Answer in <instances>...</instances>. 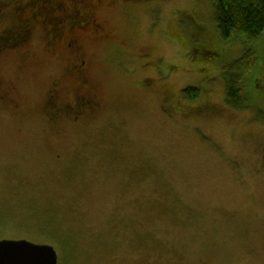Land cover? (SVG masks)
Listing matches in <instances>:
<instances>
[{"label": "rangeland", "instance_id": "obj_1", "mask_svg": "<svg viewBox=\"0 0 264 264\" xmlns=\"http://www.w3.org/2000/svg\"><path fill=\"white\" fill-rule=\"evenodd\" d=\"M105 8L106 37L81 34L101 99L89 117L41 112L70 59L59 44L49 52L41 25L23 62L0 55L19 103L0 104V239L51 244L58 264L75 263L73 240L85 264H264V34L223 43L211 0ZM229 74L241 75L243 108L224 100ZM62 85L71 96L73 79ZM202 102L217 111L192 110ZM34 202L53 213L38 216L45 231ZM58 221L70 249L54 240Z\"/></svg>", "mask_w": 264, "mask_h": 264}, {"label": "flooded vegetation", "instance_id": "obj_2", "mask_svg": "<svg viewBox=\"0 0 264 264\" xmlns=\"http://www.w3.org/2000/svg\"><path fill=\"white\" fill-rule=\"evenodd\" d=\"M15 1V0H14ZM23 2L24 0H17ZM40 1V0H37ZM54 1V0H52ZM134 0H62L55 2L58 7L62 5L64 13L68 15L62 18L59 24V34L57 40L45 45L49 52L55 51L59 44L70 56L68 62L62 67L61 74L54 78L47 87L41 100L40 110L47 114L52 120L62 117L72 116V120L76 121L82 116L89 117L95 111L101 108V99L97 96L95 88L92 85V79L89 75V67L86 60V52L81 44V34L89 32L93 37H106L108 31L100 20H97V15L106 9V6L121 3L122 5L132 3ZM60 3V4H59ZM13 2L9 0L7 6L0 7V42L11 23L10 9ZM18 28V32L24 30V35L31 33L33 26ZM40 25V24H39ZM43 37L47 34L48 25L41 27ZM26 30V31H25ZM29 41V40H28ZM16 47H11L8 50H15L20 56V60L26 56L25 44ZM6 48L0 44V55L3 54ZM147 54H145V57ZM85 64V68L84 65ZM63 78H71L75 83L74 90L71 96H63ZM16 85L14 81L9 80L3 82L0 76V104L4 107L18 110L19 103L15 98ZM197 113L215 112L217 111L209 102H202L192 108ZM262 162H264V153ZM79 256V255H77ZM76 257V255H75ZM82 260V259H81ZM81 260H75L74 264H85Z\"/></svg>", "mask_w": 264, "mask_h": 264}, {"label": "trees", "instance_id": "obj_3", "mask_svg": "<svg viewBox=\"0 0 264 264\" xmlns=\"http://www.w3.org/2000/svg\"><path fill=\"white\" fill-rule=\"evenodd\" d=\"M13 2L10 18L11 23L8 27L7 32L5 33L4 39L1 40L0 44L5 50L10 49L11 47H16L26 43L33 32L24 35V30L18 32V28H29L31 25L40 24L48 25L47 34L43 37L45 45H49L52 42L57 40V35L59 34V24L61 23L62 18L64 19L68 15L64 13V8L62 5L58 7L55 2H60L62 0H24L23 2L17 0H10ZM213 9H214V20L216 23L217 33L220 40L223 43H227L232 40H240L243 42H255L264 34V0H211ZM7 6L9 0H0V7ZM60 4V3H59ZM26 31V30H25ZM27 46V44H25ZM25 47L26 55L28 53V47ZM200 51L206 54L210 52L208 49H201ZM212 53H209L211 56ZM25 58V57H24ZM21 57V59H24ZM202 58V57H200ZM24 61V60H23ZM250 69V63H248L243 70V74L247 73ZM90 75V73H89ZM91 76V75H90ZM241 76V75H240ZM240 76L235 74H229L226 77L224 82V100L226 104L233 108H243L248 104L247 97L243 94L242 83L239 80ZM92 79V77H91ZM199 87L188 86L183 88L182 92L189 99L195 98L199 93ZM46 91V90H45ZM61 162V161H60ZM40 202V201H39ZM37 202V203H39ZM34 208H37V212L33 214L32 217L37 219V227L41 231V222L47 223L44 215L46 212L53 216V213L50 212V209H46L37 205L36 202ZM44 214L41 218L38 219V216ZM58 230L60 234H52L55 236L54 240L57 241L56 237H61L60 242L63 246L70 249L72 247L70 234H74L72 230L63 231L59 221L56 222L54 228ZM73 246L76 249V260H81L83 257H80V247L74 243ZM79 250V252H78ZM79 255V256H77ZM82 261V260H81ZM86 262V258L84 263Z\"/></svg>", "mask_w": 264, "mask_h": 264}, {"label": "water", "instance_id": "obj_4", "mask_svg": "<svg viewBox=\"0 0 264 264\" xmlns=\"http://www.w3.org/2000/svg\"><path fill=\"white\" fill-rule=\"evenodd\" d=\"M0 264H58L54 247L26 238L0 239Z\"/></svg>", "mask_w": 264, "mask_h": 264}]
</instances>
